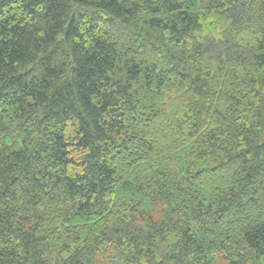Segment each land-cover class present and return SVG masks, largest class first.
Instances as JSON below:
<instances>
[{
  "label": "trees",
  "instance_id": "trees-1",
  "mask_svg": "<svg viewBox=\"0 0 264 264\" xmlns=\"http://www.w3.org/2000/svg\"><path fill=\"white\" fill-rule=\"evenodd\" d=\"M0 264H264V0H0Z\"/></svg>",
  "mask_w": 264,
  "mask_h": 264
}]
</instances>
